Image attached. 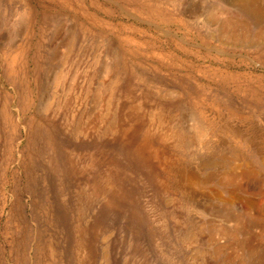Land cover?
I'll return each mask as SVG.
<instances>
[{
	"label": "rangeland",
	"instance_id": "1",
	"mask_svg": "<svg viewBox=\"0 0 264 264\" xmlns=\"http://www.w3.org/2000/svg\"><path fill=\"white\" fill-rule=\"evenodd\" d=\"M256 10L0 0V264H263Z\"/></svg>",
	"mask_w": 264,
	"mask_h": 264
},
{
	"label": "bare ground",
	"instance_id": "2",
	"mask_svg": "<svg viewBox=\"0 0 264 264\" xmlns=\"http://www.w3.org/2000/svg\"><path fill=\"white\" fill-rule=\"evenodd\" d=\"M261 11V10H260ZM256 13V15H257V18H261L262 17V20H263V18H264V11L261 13V12H258V10H256L255 11ZM238 25V23L235 21V20H233V19H228V20H226L225 22H223L222 23V25H221V29L224 31V32H231L232 34H230V36L231 37H234L235 36V27ZM261 34H262V32H261ZM260 34V35H261ZM229 36V35H228ZM229 38V37H228ZM106 111V110H105ZM158 123V122H157ZM109 124V123H108ZM199 129V128H198ZM115 132V131H114ZM200 133V132H199ZM201 133H203V132H201ZM242 173H244V171L242 172ZM241 175V174H240ZM244 175H247L246 173H244ZM244 246H246V247H249L248 249H249V251L250 252H252V251H256V249L255 248H250V245H249V242H244L243 243V245H242V248H244ZM251 249H252V251H251ZM254 251V252H255ZM264 254V253H263ZM262 254V256H260L261 258H260V260H262V262H263V264H264V255ZM260 263V262H259ZM262 264V263H261Z\"/></svg>",
	"mask_w": 264,
	"mask_h": 264
}]
</instances>
